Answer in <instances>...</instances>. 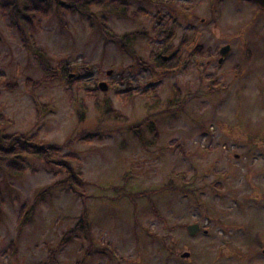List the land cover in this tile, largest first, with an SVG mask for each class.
<instances>
[{"label":"rangeland","instance_id":"374dc122","mask_svg":"<svg viewBox=\"0 0 264 264\" xmlns=\"http://www.w3.org/2000/svg\"><path fill=\"white\" fill-rule=\"evenodd\" d=\"M152 1L123 17L94 9L92 22L57 8L37 18L48 73L0 14L1 131L60 147L54 159L74 157L86 183L82 197L57 186L20 228V208L64 171L26 152L19 168L1 163L0 264H264V11ZM101 16L115 36H140L121 51Z\"/></svg>","mask_w":264,"mask_h":264},{"label":"trees","instance_id":"16d2710c","mask_svg":"<svg viewBox=\"0 0 264 264\" xmlns=\"http://www.w3.org/2000/svg\"><path fill=\"white\" fill-rule=\"evenodd\" d=\"M138 1L141 0H8L0 3V14L2 16L8 15L10 24L18 33L23 46L29 52H32V55L37 59L41 68L48 73L49 69L47 65L43 63L41 55L37 53L40 50L35 48V43L32 38L33 24L37 18L47 16L54 8H57L67 14L80 15L88 22H92V20L96 18V12L93 11L94 9L103 13L105 12L111 15L123 17L129 10L131 4ZM147 1H150L151 3L154 2L152 0ZM98 24L99 31L101 32L103 38L106 41L117 44L121 51H126L129 47L128 45L131 44L137 36H140L138 33L115 36L107 28L105 18L103 16L100 17ZM177 61L178 58L176 55H170L169 57L158 56L155 60V67L164 68L165 66H171L174 63L176 64ZM5 87L11 88L8 84ZM105 107L103 116L106 119L124 120L123 116L107 108V105H105ZM147 127L151 129L150 131L153 134V138L156 139V133L153 125L150 123ZM138 129L139 128H137V126H132L129 128V132L137 141L143 144L144 141L141 136L140 129ZM88 138L95 139L97 138V134H88L86 139ZM58 149H60V147L26 138L24 134H4L0 129V164L9 160V167L14 166L19 168L22 155L26 152L35 156L38 160L44 161L48 165L57 164L62 167L64 171V177L57 182L62 185L55 183L51 186L43 188L37 193L33 199V203L28 208H25L24 206L20 208L18 224L20 228L30 221V217L36 204L44 198H50L52 190L57 186L63 187L64 190L82 197L81 189L86 183L82 180L79 169H75L73 164H71L72 162L77 164V162L74 157H67L63 160L54 159L55 157H58ZM1 203L2 198L0 196V204ZM83 225L85 226L82 227ZM74 227L79 230L88 229V223L84 213L80 215V218Z\"/></svg>","mask_w":264,"mask_h":264},{"label":"water","instance_id":"95a60500","mask_svg":"<svg viewBox=\"0 0 264 264\" xmlns=\"http://www.w3.org/2000/svg\"><path fill=\"white\" fill-rule=\"evenodd\" d=\"M253 3L257 4L260 8L264 9V0H250ZM229 47L228 46H224L219 50V55H220V60H218V62L220 63V61L223 59V57L226 55V53L228 52ZM109 74V72L107 73ZM71 76H69L68 78H70ZM98 88L100 91L104 92L107 87L105 85V83H99L98 84ZM199 227L198 225H192V226H188L187 227V233L189 235H194L197 231H198ZM181 258H187L188 257V253H183L180 256Z\"/></svg>","mask_w":264,"mask_h":264},{"label":"flooded vegetation","instance_id":"af4514ba","mask_svg":"<svg viewBox=\"0 0 264 264\" xmlns=\"http://www.w3.org/2000/svg\"><path fill=\"white\" fill-rule=\"evenodd\" d=\"M255 5H256V4H255ZM256 7L260 8L258 5H256ZM260 9L264 11V9H262V8H260ZM226 46H228V45H226ZM228 47H229V46H228ZM220 49H221V48H220ZM220 49H219V50H220ZM219 50H218V54H219ZM218 60H219V59H218ZM222 60H223V59H222ZM222 60H221V61H222ZM221 61H220V63H221Z\"/></svg>","mask_w":264,"mask_h":264}]
</instances>
